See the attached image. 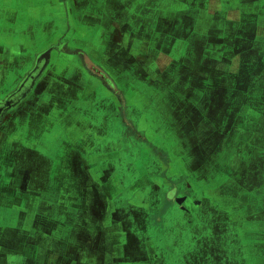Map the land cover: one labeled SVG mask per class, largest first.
I'll return each mask as SVG.
<instances>
[{"label": "rangeland", "instance_id": "374dc122", "mask_svg": "<svg viewBox=\"0 0 264 264\" xmlns=\"http://www.w3.org/2000/svg\"><path fill=\"white\" fill-rule=\"evenodd\" d=\"M0 30L10 32L18 60L36 59V79L55 56L87 62L91 75L121 99L100 88L97 98L48 121L66 136L57 152L64 143L82 151L102 193L116 196L114 207L98 198L100 219L111 215L113 225L93 228L99 248L84 237L65 243L69 234L60 229L56 264H264V0H0ZM67 71L36 90L53 88L63 104L61 91L86 96L79 74L65 77ZM21 82L0 92V102ZM140 126L155 135L149 159L139 152L146 148L135 136L146 137ZM42 148L46 153L15 141L5 155L0 264H49L34 259L45 239L28 225L33 211L19 216L26 221L19 240L11 226V216L32 203L16 192L57 196L52 153ZM18 171L23 182L13 190ZM147 176H160L164 190L144 187ZM57 198L68 199L64 192ZM66 203L68 211L61 203L53 209L57 220L70 217Z\"/></svg>", "mask_w": 264, "mask_h": 264}, {"label": "crops", "instance_id": "0c3cea01", "mask_svg": "<svg viewBox=\"0 0 264 264\" xmlns=\"http://www.w3.org/2000/svg\"><path fill=\"white\" fill-rule=\"evenodd\" d=\"M4 29L8 31L7 27ZM29 29L35 30V28L32 27ZM0 35L2 36L0 40V68H1L0 74L2 73L3 75L2 80L0 79V83L2 84L0 86V89L2 91L0 92L2 93L5 90H8L10 87H11L10 89H12L15 83H19L22 80V78H25L27 73L33 72L32 70L34 69L32 68L35 65L36 59L19 58L20 60L19 61L18 58H16V56L13 53L15 50V42L8 37L10 36V32L8 34L7 32L0 30ZM33 39L34 42L36 38L33 37ZM39 41H41L40 38ZM40 44L41 43H39V45ZM31 47H33V44L31 45ZM24 49L21 50L24 51ZM4 54L8 56V58ZM4 56L6 58H4ZM87 64H88L87 62H82L77 60L68 61L66 58L56 57V56L54 60H49L42 76H40L39 79L37 80L36 78L35 80H33V82H35V84H33L35 87L34 88L32 87L25 95L26 96L25 100L20 105L13 108V110L9 113L10 115L8 117H5L0 127V134L2 135V138L0 140V150L2 151V157H0V170L5 169V164H4V161H6L5 155H8V151L13 146L15 141L20 142L24 147L31 146L45 153L46 151L42 147L48 145V148L52 153L51 158L53 159L55 165L51 169V174L53 176V179L57 182L55 188L56 191H54L55 194H57V196L56 195L52 196L53 193H50L48 195L47 194L44 195L43 197H34V196L31 197L29 194L16 192L18 193V198L20 200L26 202H30L31 200L33 204L31 203L30 210L21 209V211L17 213V216L15 215L11 216V218L14 219V222L11 223L12 232L17 235L16 239L19 240V236L21 235V233H19V230L17 229H20L21 227L23 229V225L26 223V221L22 222L21 220H19V216L22 213L33 211V218L27 219V221H29L28 225L32 226L34 230V233L32 234H36V232H41L42 236L45 239L44 243H42L43 247L39 248V254L37 258L34 259L42 260L43 263L46 257L47 263L52 264L51 260L53 259L54 260L53 263L56 264L57 250L56 248H54L55 247L54 243L56 244L58 241V235L60 229L65 230L63 232H67V234H69V237L66 238V242L63 240L65 243L71 244V242L75 241V239H80V241H84L85 238L84 241L85 243L88 242L92 243L93 241L94 242L93 244H97V237L99 233L93 234L92 233L93 228L94 227L99 228L101 227L102 224H103L102 228H106V229L109 228L110 226H113L110 218L111 215L109 219L106 218L100 219L101 217L100 213L102 211V208L97 205L101 203L98 201V198L104 195V198H106L114 207V198L116 196L113 194L111 196H108L107 194L102 193V191H104L103 187H98V185H101L102 181L99 180V183H97V181L92 178L91 173H89V170L87 169L88 160L85 158L86 156L82 154V151H80L79 149H77L76 151L73 148V146H71L69 143H64L63 144L64 148L61 151H59V153L57 152V150L55 149V147L57 146L56 145L57 142L59 140H62L66 136L62 133L61 130H59L58 133L56 132L55 129L56 127H58L57 124L55 126H51L53 125V123L48 122V121H52V117L54 116L57 117L60 114L62 116H68L69 113L65 112V110H68L70 105L77 104L79 106H82L86 104L84 99L90 100L92 98L93 99L97 98L96 97L97 91H99L100 88H103L105 90V86L103 85V82L101 84L100 81L101 79H100L99 80L100 85H99V83L96 81L98 85H96V87L91 91L90 89L88 90L85 87L86 90L84 92L87 93L86 96L85 95L78 96L77 94L70 95V93H68L67 96L64 95L61 91L60 94L66 96L63 97V99L66 100L64 104L58 101L56 97L57 91H55L54 94H51L50 90H42L39 92L36 90V87H38L40 83L45 81V79L47 83L56 82L53 81L52 79L56 75L62 74V71L66 69L68 71L67 73H65V77L69 75H71L72 77V75L79 74V76L77 75L76 81L78 80L82 82L83 85L86 82H90V79L92 80V78L96 79L95 76L94 77L91 76V73L88 71L89 67L87 66ZM46 77L47 78L50 77V78L47 79ZM58 80L59 83L65 84L62 82L63 78L59 77ZM65 86L67 88H70L66 84ZM70 91H72V89H70ZM108 94H110V92H108ZM32 99H35L34 101L36 102L33 103ZM43 106H45L48 110H50L48 114L42 113L40 111L41 107ZM50 113L51 115H49ZM142 119L144 121L148 120L147 115L145 114L144 117L141 118V121ZM46 123L47 125H50V130H48L49 133L48 135L46 132H44V130L47 129L46 128L47 125L46 126L44 125ZM161 125L162 124H159L158 127H161ZM131 127L133 128V131H135L134 126ZM72 128L73 129L71 130L70 134L68 132H65L67 136L68 134L72 136L73 131L75 130L74 125H72ZM140 130L145 133L146 137L145 138L142 137L137 132V135H135L137 139L143 140L145 142L144 143L145 145L153 144L152 142L154 141L155 135H153L151 131H149L147 128H144L143 126H140ZM31 134H37L36 141L28 140ZM75 136H77V132L73 134V137ZM82 139L84 140V137H82ZM146 148L150 151L149 146H146ZM114 150L119 152L118 155L121 156L120 145L115 144ZM149 156L146 158L149 159ZM9 167H11V169L13 168L12 160L10 162ZM15 174L19 180L18 182L15 183V185H13V190H16L18 188L17 186L19 185L21 186V183L23 182V178H24L23 172L18 171ZM142 174H145V171ZM159 177L160 176H155L154 178H151L150 176H147L145 177V180L142 183L144 187L147 186L150 189L162 188L163 191L165 188V183L161 182L159 180ZM110 178L112 179V176ZM103 181H104L103 186L109 187L110 179L105 178V180L103 179ZM9 183L10 182L8 179L7 185H9ZM156 184H158V186H156ZM50 188L52 190L49 189V192H53V188L51 186ZM62 192H64L68 198V199H64L65 200L64 203L62 201L63 199L59 201V198H57L59 194H62ZM1 197H2L1 204L3 206V199L5 198L4 194L3 195L1 194ZM92 198H94L96 204H94L95 202L89 203V201ZM67 201L72 203V207H73L70 217H67V219L64 220V222L61 220H57V216L55 215L53 209L55 210V206L58 208L59 203H61L63 205L62 210L68 211L69 204L66 203ZM23 203L25 205V202ZM24 205H19V206L22 208V206ZM2 206L0 207V211L3 210ZM15 208L17 209V207ZM80 211H82L83 213L80 214ZM3 222L5 223V225H7L6 222L4 221V214H3ZM84 222H86L85 224L86 228L84 227L82 229L80 226ZM71 223H72V228H71ZM9 238L12 237L8 235L7 239ZM98 248L99 246L97 244L96 249ZM97 251L100 252V250ZM115 258L116 257H112V263L114 262L113 260ZM113 264H116V262H114Z\"/></svg>", "mask_w": 264, "mask_h": 264}, {"label": "flooded vegetation", "instance_id": "af4514ba", "mask_svg": "<svg viewBox=\"0 0 264 264\" xmlns=\"http://www.w3.org/2000/svg\"><path fill=\"white\" fill-rule=\"evenodd\" d=\"M38 71L39 70H34L33 72L28 73L25 76V78H22V82H21L20 86L16 90H14L6 99H4V100H2V102H0V108H2V110L0 111V127H1V124H2L3 120L5 119V117H8L10 115L9 113L13 110V108H15L16 106L20 105L25 100V98H26L25 95L27 94L26 93L27 89L25 88L26 84H29V86L32 85L33 80H35V78H37ZM91 76L94 77V74L91 75ZM99 80L100 79L92 78V81H93L92 83L93 84L91 85V82H86L85 83V85H86L85 87L88 90L90 89V91H91L92 89H94L96 87V85H98L97 82L99 83ZM33 84H35V82ZM99 85H100V83H99ZM32 86H34V85H32ZM52 89L53 88H50V90H52ZM106 89H108V87L105 86V90ZM105 92H106V95H104L105 97H110L111 96L114 99L117 98L118 101L121 102V99H120V97L117 94H114V93L108 94V92H109L108 90H106ZM144 93L149 94L150 90H144L143 94ZM164 139H165V145H167L169 143V141H170L169 136H167V137L165 136ZM146 146H150V144L149 145H145V147ZM147 150H148L147 148H145V151L139 150V152H140V154L142 155L143 158H146V157L149 156V153H148ZM120 155H122V154H120ZM178 177H180V176H178ZM169 193L175 194L174 190L170 191ZM176 193H178V192H176ZM183 206L186 208V203L185 202L183 203Z\"/></svg>", "mask_w": 264, "mask_h": 264}, {"label": "water", "instance_id": "95a60500", "mask_svg": "<svg viewBox=\"0 0 264 264\" xmlns=\"http://www.w3.org/2000/svg\"><path fill=\"white\" fill-rule=\"evenodd\" d=\"M7 105V104H6ZM3 107V106H2ZM2 110V108H0V111Z\"/></svg>", "mask_w": 264, "mask_h": 264}]
</instances>
